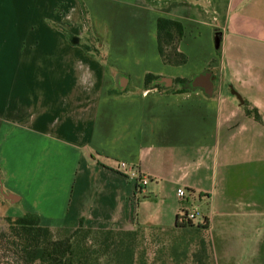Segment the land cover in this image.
<instances>
[{
    "label": "crops",
    "instance_id": "0c3cea01",
    "mask_svg": "<svg viewBox=\"0 0 264 264\" xmlns=\"http://www.w3.org/2000/svg\"><path fill=\"white\" fill-rule=\"evenodd\" d=\"M160 18L183 23L186 65L162 62ZM88 35L106 63L80 46ZM148 73L172 79L173 92L147 89ZM202 73L213 96L186 88ZM0 168V189L17 196L3 195L0 215L35 213L45 227L172 228L192 202L211 239L257 226L264 0H0Z\"/></svg>",
    "mask_w": 264,
    "mask_h": 264
},
{
    "label": "trees",
    "instance_id": "16d2710c",
    "mask_svg": "<svg viewBox=\"0 0 264 264\" xmlns=\"http://www.w3.org/2000/svg\"><path fill=\"white\" fill-rule=\"evenodd\" d=\"M85 15L88 11L84 8ZM62 28V27H60ZM158 28V50L162 62L171 67H179L188 63V56L180 51L179 44L185 37L183 23L160 18ZM62 30H64L62 28ZM69 39L72 35L65 32ZM91 45H80L87 53L105 61L97 50L95 40L91 35ZM162 77L148 73L145 76V87L171 93L158 81ZM176 83H185L183 79ZM187 92H189L187 90ZM248 116L256 121L262 119L257 110H247ZM189 213L182 210L178 215L175 226L163 230L198 233L208 236V218L204 217L201 224L195 225L189 218ZM5 229L0 231V264H146L147 252L141 249V236L157 228H139L135 231L92 230L80 221L77 229L50 228L42 226L38 214L26 213L19 217L0 215V224ZM185 236V235H184ZM174 241L171 247V258L180 264L188 256L189 248L185 237ZM203 236V239L205 238ZM203 245L205 240L201 241ZM180 244L185 245L180 253ZM180 262V263H179Z\"/></svg>",
    "mask_w": 264,
    "mask_h": 264
},
{
    "label": "rangeland",
    "instance_id": "374dc122",
    "mask_svg": "<svg viewBox=\"0 0 264 264\" xmlns=\"http://www.w3.org/2000/svg\"><path fill=\"white\" fill-rule=\"evenodd\" d=\"M89 39L90 37H88V44L91 45ZM178 86L180 85L176 83L175 87ZM1 174L0 168V176H2ZM2 179L0 178L1 182ZM0 199L7 203L3 199L1 189ZM185 207L191 213L195 212V209L198 211V216L193 222L195 225L201 224L205 214L204 206L199 202H192V205ZM5 228V224L1 222L0 231ZM240 229L242 233L233 234V239L219 241L216 238L211 239L210 234L208 236L198 233L183 234L181 231L163 230L162 227H159L141 236V249L147 252L146 257L144 256L146 264H178L171 258L170 249L176 239L181 240L185 235V243H188L189 252L187 258L181 263L179 262L180 264H264V218L257 226L242 225ZM202 240H205V245L202 244ZM228 246L231 250L228 249ZM179 247L181 253L185 245L180 244ZM230 251L234 255L228 254Z\"/></svg>",
    "mask_w": 264,
    "mask_h": 264
},
{
    "label": "water",
    "instance_id": "95a60500",
    "mask_svg": "<svg viewBox=\"0 0 264 264\" xmlns=\"http://www.w3.org/2000/svg\"><path fill=\"white\" fill-rule=\"evenodd\" d=\"M220 42L219 38H217V46ZM212 74L211 73H205L200 74L197 77L193 78L190 82L187 83L186 88L189 90H198L201 89L203 92L208 96H213L214 93V84L211 80ZM159 84L165 85L167 88H171L173 86V80L169 79L167 77H162L159 81ZM2 194L4 195V198L15 200L17 196L15 195H8L4 192L3 189H1Z\"/></svg>",
    "mask_w": 264,
    "mask_h": 264
},
{
    "label": "built area",
    "instance_id": "2783aa9c",
    "mask_svg": "<svg viewBox=\"0 0 264 264\" xmlns=\"http://www.w3.org/2000/svg\"><path fill=\"white\" fill-rule=\"evenodd\" d=\"M119 171L123 172L124 174L128 175L131 178H137L140 179L142 185H147L149 183V180L147 178L141 177L136 171L129 166L128 163L122 162L119 165ZM179 196L184 199L185 198V192L182 189L178 190ZM189 218L191 220H195L197 218V213L196 212H190L189 213Z\"/></svg>",
    "mask_w": 264,
    "mask_h": 264
},
{
    "label": "clouds",
    "instance_id": "9594fccd",
    "mask_svg": "<svg viewBox=\"0 0 264 264\" xmlns=\"http://www.w3.org/2000/svg\"><path fill=\"white\" fill-rule=\"evenodd\" d=\"M89 80H90V75L87 69H83L81 72L79 83L81 84V86H84L85 88H87V86L89 85Z\"/></svg>",
    "mask_w": 264,
    "mask_h": 264
}]
</instances>
